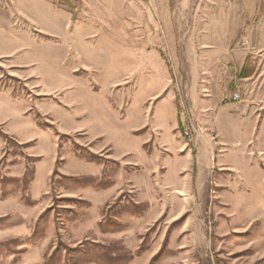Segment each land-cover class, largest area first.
I'll use <instances>...</instances> for the list:
<instances>
[{
    "label": "rangeland",
    "instance_id": "374dc122",
    "mask_svg": "<svg viewBox=\"0 0 264 264\" xmlns=\"http://www.w3.org/2000/svg\"><path fill=\"white\" fill-rule=\"evenodd\" d=\"M46 1L33 92L11 58L0 91L33 100L56 174L34 202L40 158L0 128V264H264V1ZM78 130L131 155L95 177Z\"/></svg>",
    "mask_w": 264,
    "mask_h": 264
},
{
    "label": "crops",
    "instance_id": "0c3cea01",
    "mask_svg": "<svg viewBox=\"0 0 264 264\" xmlns=\"http://www.w3.org/2000/svg\"><path fill=\"white\" fill-rule=\"evenodd\" d=\"M2 1V0H1ZM4 3H0V58L7 60L8 66L14 69V75L17 78L24 79L26 84H29L30 90L33 92V58L35 57L33 51V20H35L37 14H42L46 19L52 21L53 10L46 0H3ZM264 1V0H254ZM44 29H47L46 25H43ZM43 30V28L41 29ZM37 57V56H36ZM14 58V60H13ZM47 65V64H44ZM71 87L69 91L72 89ZM51 89L49 92H53ZM70 93V92H69ZM70 95V94H69ZM41 106L37 103V111L45 115L44 111H40ZM46 116V115H45ZM0 128L14 138L19 144H26L27 155L29 157L37 156L40 158L39 162L35 164V170L33 172L32 179L28 186V193L30 198L35 202L42 198L50 190L49 177L55 168L56 162V142L53 143V152L49 158V165L44 170L41 176L45 177V186H38V179H36V166L44 160V156L35 155L31 151V148L37 143L39 136L47 135V129L40 127L35 118L33 117V100L31 103H23L19 98L12 95L9 90L0 91ZM137 130L145 131L147 128L138 126ZM83 132L87 144V150L91 153L97 154L106 159L119 160L122 157L130 156L131 153L128 150H115L110 144L104 143L102 138L96 135L89 136L84 130H78ZM149 131V130H148ZM74 131H66L63 133H70ZM55 137V136H54ZM147 138L140 144V152L144 154L143 144ZM34 143V144H33ZM177 149H184V146H178ZM107 152V153H106ZM200 162L204 164V160L200 155ZM85 167H93L95 172L94 176H101L102 163L94 162L87 163L79 160ZM79 162V163H80ZM61 173L67 172L61 170ZM74 174V173H71ZM76 174V173H75ZM78 175H82L78 173ZM84 175V174H83ZM113 185H109L106 188L101 189L103 192H107L113 189ZM117 190L115 189V192ZM34 207V206H33ZM36 214L33 211V216Z\"/></svg>",
    "mask_w": 264,
    "mask_h": 264
},
{
    "label": "trees",
    "instance_id": "16d2710c",
    "mask_svg": "<svg viewBox=\"0 0 264 264\" xmlns=\"http://www.w3.org/2000/svg\"><path fill=\"white\" fill-rule=\"evenodd\" d=\"M242 71H243V74L242 75L245 76L246 74H245V68L244 67L242 68ZM92 157H93V160L94 161H98V159H100L99 156H96V155H93ZM90 161H92V160H90ZM53 174H56V169L53 170ZM31 179H32V177L29 178V181Z\"/></svg>",
    "mask_w": 264,
    "mask_h": 264
},
{
    "label": "built area",
    "instance_id": "2783aa9c",
    "mask_svg": "<svg viewBox=\"0 0 264 264\" xmlns=\"http://www.w3.org/2000/svg\"><path fill=\"white\" fill-rule=\"evenodd\" d=\"M231 99H232L233 101H240L241 96H240V94H239L238 92H234V93L232 94V96H231ZM186 135H188V133H186Z\"/></svg>",
    "mask_w": 264,
    "mask_h": 264
}]
</instances>
